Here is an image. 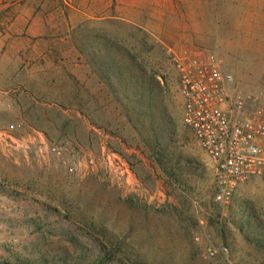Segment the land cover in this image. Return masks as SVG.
<instances>
[{
    "label": "rangeland",
    "instance_id": "obj_1",
    "mask_svg": "<svg viewBox=\"0 0 264 264\" xmlns=\"http://www.w3.org/2000/svg\"><path fill=\"white\" fill-rule=\"evenodd\" d=\"M52 6L48 55L71 84L1 120L29 148L0 151V264H264V182L216 201L176 63L213 50L264 104V0Z\"/></svg>",
    "mask_w": 264,
    "mask_h": 264
},
{
    "label": "built area",
    "instance_id": "obj_2",
    "mask_svg": "<svg viewBox=\"0 0 264 264\" xmlns=\"http://www.w3.org/2000/svg\"><path fill=\"white\" fill-rule=\"evenodd\" d=\"M176 63L185 124L213 162L216 201L227 204L240 184L255 178L264 182V104L258 94L239 87L213 50L178 56ZM10 95L0 90V151L18 152L29 148L17 132L20 124L1 121L11 107ZM53 151L62 153L59 146ZM75 171L74 166L69 168L70 173ZM208 252L217 254L215 248Z\"/></svg>",
    "mask_w": 264,
    "mask_h": 264
},
{
    "label": "crops",
    "instance_id": "obj_3",
    "mask_svg": "<svg viewBox=\"0 0 264 264\" xmlns=\"http://www.w3.org/2000/svg\"><path fill=\"white\" fill-rule=\"evenodd\" d=\"M53 2L0 0V89H11L9 99L19 100L24 110L39 107L35 100L55 101L62 86L71 84L69 72L64 73L48 55L47 41L55 35ZM9 114L5 110L1 119Z\"/></svg>",
    "mask_w": 264,
    "mask_h": 264
}]
</instances>
